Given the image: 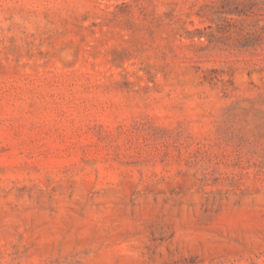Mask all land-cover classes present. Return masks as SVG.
<instances>
[{"label": "rangeland", "instance_id": "rangeland-1", "mask_svg": "<svg viewBox=\"0 0 264 264\" xmlns=\"http://www.w3.org/2000/svg\"><path fill=\"white\" fill-rule=\"evenodd\" d=\"M0 264H264V0H0Z\"/></svg>", "mask_w": 264, "mask_h": 264}]
</instances>
